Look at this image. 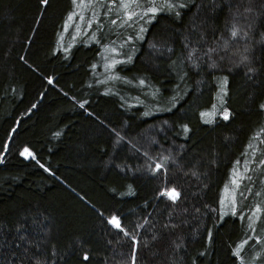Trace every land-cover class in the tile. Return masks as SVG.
I'll use <instances>...</instances> for the list:
<instances>
[{"label":"trees","instance_id":"obj_1","mask_svg":"<svg viewBox=\"0 0 264 264\" xmlns=\"http://www.w3.org/2000/svg\"><path fill=\"white\" fill-rule=\"evenodd\" d=\"M180 2L178 17L156 0L151 23L121 29L106 0L99 28L114 33L94 38L81 0H0V264H131L135 242L112 215L140 241L136 264H241L245 240L244 264H264V214L248 227L264 208V0ZM237 8L249 37L218 69L192 67L185 37L223 43ZM242 54L255 73L235 63ZM241 174L251 191L233 215Z\"/></svg>","mask_w":264,"mask_h":264},{"label":"snow or ice","instance_id":"obj_2","mask_svg":"<svg viewBox=\"0 0 264 264\" xmlns=\"http://www.w3.org/2000/svg\"><path fill=\"white\" fill-rule=\"evenodd\" d=\"M40 2L44 5L49 4V0H40ZM74 4L76 3V0H73ZM81 2H84V0H81ZM88 3L95 5L97 0H87ZM109 3L115 6V8H108L107 11L109 13L117 10H122L123 11V16H120L119 14L117 15V20H120L121 23H131L134 25H137L140 20H144L145 17H147L146 22L151 23L153 19H155L156 15L161 11V9L157 6L156 0H109ZM165 5L169 11H174V14L178 17L181 15L179 11H175L176 9H183L187 8L188 5L186 3L180 2V0H165ZM253 9L251 7H246L244 8V12H252ZM243 13L240 12L239 8H237V11L234 13V18L233 22L229 27V35L225 39L224 37H221L220 39L223 41L221 43L219 40L216 41L217 46H208L205 49L202 48L200 41H197L196 44H192L191 40L188 37H185V46L189 48V55L187 59L191 63L192 67L194 68H200L202 63H207V66L212 69H218L220 67V63L223 62L226 58L230 59L228 53L230 50V45L235 41L239 42L240 40H246L249 37V31L247 28L242 26L239 21L236 19L237 17L242 16ZM83 19V17H80ZM89 25L91 24V21L88 22ZM112 23H116V20H113ZM251 25H248V28H250ZM140 32H139V38L143 39V33L146 31V29L143 27L142 24H139ZM192 30L196 31L197 30V25L193 24L192 25ZM135 35V34H134ZM134 35H129L128 36V41H131L134 39ZM215 39V37H214ZM200 40H204L203 34L200 36ZM151 47L156 48V44H152ZM171 48H168V51H171ZM113 51H116V49H113ZM249 51L248 47L245 46L243 49L244 53H247ZM221 53H224V55H221ZM127 60L131 61V56L127 55ZM235 55V53H233ZM204 57L208 58V61L205 62L203 60ZM113 66L115 65L116 61H112ZM236 64L240 65H245L247 67L248 73H255L257 70L254 67L249 66L250 65V58L246 54L240 55L239 59L235 61ZM186 75V73H185ZM223 84H226L228 81V77L224 76L223 78ZM140 84H145L146 80L145 79H140L139 80ZM227 94V89L224 87H221L220 89V99L223 103H226V101L223 100L224 95ZM215 108V105H213ZM260 108L264 109V103L260 104ZM221 114L224 116L225 119H229L231 116V111L228 108H223ZM201 115H205L204 113H201ZM183 128L185 131H188V126L183 125ZM115 131V130H113ZM58 135V134H57ZM118 139H121L118 136ZM249 147H252L250 144ZM21 155L23 156H32L34 157V153L27 147L23 149L21 152ZM147 156V153L144 154ZM164 160H170L172 159L170 156L169 157H164ZM237 164L240 163V161H236ZM261 163H264V161H261ZM247 166V165H246ZM156 170H159L163 168L162 164H156L155 166ZM235 171V169L233 170ZM193 175H196L195 172L192 173ZM250 179L246 175L241 174L239 179L236 180L234 179L233 183L236 184L237 186V192L235 195L232 196L231 200L229 201V207L230 211L232 212L233 215L237 213V207H238V200L237 196L239 197H244L245 191L250 192L251 189L247 188L245 186L243 189L240 188V185L243 184L244 180ZM131 188V186H129ZM164 195L169 197L173 202L177 201V199L180 196V193L173 187V188H166L164 189ZM184 211H187V209H184ZM197 211H199L197 209ZM257 214H264V208L261 207L260 204H256L254 206L253 210V216L249 217V224L248 227L252 228L256 220L259 219V216ZM243 218V217H242ZM108 223L114 226L115 229L118 230V234L124 236V237H129L131 241L135 242L133 245V251L131 254V264H136L137 260V252L139 250V244L140 241L138 240L136 235H133L128 231L126 227L123 226L121 218L117 215H112L108 218ZM143 224H138L137 227H143ZM178 225L174 224H169L165 225V228H175ZM156 236H153L152 239H156ZM209 238H211V233H209ZM251 239V237H249ZM255 240L261 242L264 244V237H261L257 235L255 237ZM248 241L245 240L242 242V245L237 248L236 252L234 255L241 260V264H244V259L243 256L241 255V250L244 244H247ZM147 242H145V245ZM84 259L88 260L89 259V254L87 252L84 253ZM36 264H43V261L36 259Z\"/></svg>","mask_w":264,"mask_h":264},{"label":"rangeland","instance_id":"obj_3","mask_svg":"<svg viewBox=\"0 0 264 264\" xmlns=\"http://www.w3.org/2000/svg\"><path fill=\"white\" fill-rule=\"evenodd\" d=\"M107 4L108 3H106V0H97L95 5L90 4L87 2V0H85L83 5L80 7L81 16L83 17V19H82L83 23L85 22V20H87V22H86V25H87L86 34L87 35L93 34L94 38H96L99 34L105 35L106 37H108V34L112 35L114 33L113 29L111 31H103L102 28H99L100 22L98 21V17L100 18V16H102V14L105 11ZM111 8H115V7H111ZM119 11L123 12L122 10H117V11H113V12H119ZM89 21H91L90 25L88 23ZM125 26H126V23H123L122 26H119V28L122 29ZM77 32H78V30H74L75 34H77ZM110 66H111V63H109V67Z\"/></svg>","mask_w":264,"mask_h":264}]
</instances>
